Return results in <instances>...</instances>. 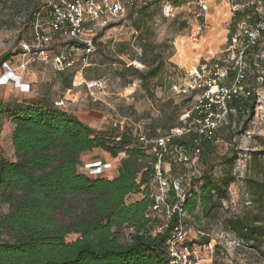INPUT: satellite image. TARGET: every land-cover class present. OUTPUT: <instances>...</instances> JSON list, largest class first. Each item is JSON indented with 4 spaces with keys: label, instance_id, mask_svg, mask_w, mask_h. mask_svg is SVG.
I'll use <instances>...</instances> for the list:
<instances>
[{
    "label": "rangeland",
    "instance_id": "374dc122",
    "mask_svg": "<svg viewBox=\"0 0 264 264\" xmlns=\"http://www.w3.org/2000/svg\"><path fill=\"white\" fill-rule=\"evenodd\" d=\"M35 1L3 0L0 3V79L7 70L2 59L7 57L6 64L14 74L13 79L28 86L23 94L18 84L0 82L3 103L52 105L94 126L96 131L108 134L112 131L115 113H119L140 124L149 134L164 133L179 125L181 115L192 106L187 95L173 88L182 83L183 71L201 62L221 63L223 59V64L230 65L229 39L236 32L238 20L227 7L210 5L211 27L196 36V43L194 22L190 18L184 14L165 18L157 6L150 5L149 17L139 31L135 30L136 13L97 30L92 38L94 51L87 59L83 47L70 45L68 40L60 41L63 47L58 50L68 51L79 70L57 73L50 64L32 61L22 53L20 45L31 40L28 17ZM44 1L40 0V6ZM184 21L185 28H182ZM261 50H264V37L259 43ZM251 61L247 58L244 63L246 86L256 95L253 113L248 117L233 112L232 140H217L208 162L200 166L201 173L213 167L210 172L214 179L231 168L233 183L228 189V199L218 210L209 215L198 210L196 219L191 221L187 235L197 251L195 264H264V237L260 250H256L225 226L227 219L236 217L264 225V59L259 63L260 60L253 58L254 65ZM156 67L160 70L154 77L147 76L144 82L139 80L141 74ZM94 80H103L101 90L87 88L85 83ZM0 123V156L15 161L11 144L15 125L7 118H1ZM234 156L232 163L225 162L224 159ZM124 157L119 154L116 159ZM163 169L170 173L179 170L167 164ZM104 176L111 178L110 173ZM139 198L131 197L127 203ZM7 211L6 205H0V213ZM130 232L124 231L126 239ZM76 238L69 235L66 242Z\"/></svg>",
    "mask_w": 264,
    "mask_h": 264
},
{
    "label": "trees",
    "instance_id": "16d2710c",
    "mask_svg": "<svg viewBox=\"0 0 264 264\" xmlns=\"http://www.w3.org/2000/svg\"><path fill=\"white\" fill-rule=\"evenodd\" d=\"M47 1L40 6V0H36L33 5L28 17L30 38L34 20L47 11ZM150 5L160 9L158 0L145 1L126 14L138 15L136 31L149 17ZM238 16H235L237 20ZM182 28H185V21ZM61 47L60 41H54L50 52L57 53ZM253 51H259V46ZM247 58L253 61L251 55ZM6 60L4 57L2 62L6 63ZM78 70L75 62L72 69L57 73H76ZM159 70L156 67L141 74L139 80L144 82L147 76L154 77ZM255 100V92L249 91L246 100L233 101L226 123L213 141L204 144L197 165L200 175L193 179L183 203L188 217L187 230L198 210L209 215L228 199V189L233 183L231 168L214 179L210 172L213 167L207 173H201L200 166L208 162L210 150L217 140H232L233 112L251 116ZM1 118H7L15 125L11 144L16 159L9 161L0 156V205L8 207L7 213H0V264L167 262L168 230L157 233L155 222L145 217L153 203L155 159L137 145L128 127L112 129L109 134L96 131L73 114L35 102L0 101ZM145 132L150 137L163 134ZM175 144L182 146L184 143L176 141ZM94 149L104 151L111 159L124 154L115 178L89 177L80 170L81 156ZM234 159L235 156L224 160L232 163ZM136 196L140 198L127 203L129 198ZM257 222L236 217L227 219L225 226L242 242L260 250L264 225ZM125 230H131L127 239ZM69 235L77 238L66 242Z\"/></svg>",
    "mask_w": 264,
    "mask_h": 264
},
{
    "label": "built area",
    "instance_id": "2783aa9c",
    "mask_svg": "<svg viewBox=\"0 0 264 264\" xmlns=\"http://www.w3.org/2000/svg\"><path fill=\"white\" fill-rule=\"evenodd\" d=\"M145 1L154 0H48L47 11L32 24L30 43L20 45L22 53L32 61L50 64L55 72H65L75 67V61L64 49L52 54L50 48L54 41L68 40L70 45L83 47L87 59L94 51V33L108 28ZM158 3L165 18L182 14L190 18L196 32L194 39L211 27L208 17L211 4L225 6L233 15H239L236 32L229 39L230 65L222 63L225 59L221 63H198L185 69L182 83L173 86L178 93L191 97L192 106L181 115L180 125L150 137L140 124L119 113H115L111 123L112 129L128 127L137 145L155 159L153 203L145 217L155 222L157 233L168 230L165 264H195L197 251L193 241L188 239V217L183 203L193 179L200 175L197 165L204 144L213 141L226 123L230 104L249 97L244 61L249 55L256 60L264 59V50L253 51L263 39L264 0H158ZM3 65L7 70L0 82L18 84L19 91L26 93L28 86L13 79L9 66ZM85 84L89 90H101L103 80ZM176 141L184 144L178 146ZM166 164L179 170L165 171ZM111 169L113 164L103 161L82 163L80 167L89 177H105Z\"/></svg>",
    "mask_w": 264,
    "mask_h": 264
},
{
    "label": "crops",
    "instance_id": "0c3cea01",
    "mask_svg": "<svg viewBox=\"0 0 264 264\" xmlns=\"http://www.w3.org/2000/svg\"><path fill=\"white\" fill-rule=\"evenodd\" d=\"M89 127L94 129V126L88 125ZM96 160H101L103 162H111L113 164V169L108 170L106 173L111 174V178L109 180L115 178L117 176V169L119 165V160L117 159H111L109 154L105 153L104 151L100 149H94L92 152L85 153L81 156V162L87 163V162H93Z\"/></svg>",
    "mask_w": 264,
    "mask_h": 264
},
{
    "label": "bare ground",
    "instance_id": "6f19581e",
    "mask_svg": "<svg viewBox=\"0 0 264 264\" xmlns=\"http://www.w3.org/2000/svg\"><path fill=\"white\" fill-rule=\"evenodd\" d=\"M179 54L182 55V50L181 49H179Z\"/></svg>",
    "mask_w": 264,
    "mask_h": 264
}]
</instances>
